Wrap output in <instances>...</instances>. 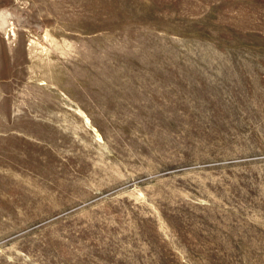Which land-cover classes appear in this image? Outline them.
<instances>
[{
	"label": "rangeland",
	"instance_id": "1",
	"mask_svg": "<svg viewBox=\"0 0 264 264\" xmlns=\"http://www.w3.org/2000/svg\"><path fill=\"white\" fill-rule=\"evenodd\" d=\"M0 264H264V0H0Z\"/></svg>",
	"mask_w": 264,
	"mask_h": 264
}]
</instances>
